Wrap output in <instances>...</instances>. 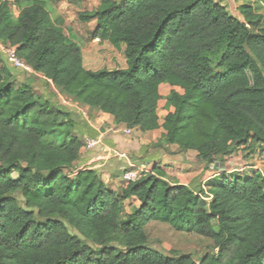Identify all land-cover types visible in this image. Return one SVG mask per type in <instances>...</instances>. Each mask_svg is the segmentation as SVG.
<instances>
[{
	"label": "trees",
	"instance_id": "trees-1",
	"mask_svg": "<svg viewBox=\"0 0 264 264\" xmlns=\"http://www.w3.org/2000/svg\"><path fill=\"white\" fill-rule=\"evenodd\" d=\"M240 13L214 0H99L80 20L124 48L126 68L94 71L44 0H0V44L65 98L140 135L163 129L164 145L197 152L206 170L243 169L264 148V15ZM14 80L0 59V264H264L261 173L224 172L193 190L155 167L114 191L77 168L76 115ZM163 84L179 91L163 96ZM152 222L207 238L216 253L164 256L149 248Z\"/></svg>",
	"mask_w": 264,
	"mask_h": 264
},
{
	"label": "crops",
	"instance_id": "crops-1",
	"mask_svg": "<svg viewBox=\"0 0 264 264\" xmlns=\"http://www.w3.org/2000/svg\"><path fill=\"white\" fill-rule=\"evenodd\" d=\"M220 3L234 17L243 21L240 7L250 5L264 15L262 6L264 0H214ZM45 79L44 77H38ZM45 81H47L45 79ZM51 87L58 92L54 86ZM172 88L167 84L160 87L161 94L168 96ZM82 112L83 120L89 124L87 129L80 125L76 126V135L85 143L89 139L100 138L102 145L94 151L81 150V158L77 163L79 170L94 169L102 174V179L110 189L119 191L125 183L124 173L135 169L145 168L147 172L158 167L166 173L171 185H185L193 190L198 186L205 188L206 183L220 177L224 172L233 174L240 172V166L229 162L225 167L216 166L206 170L204 165L197 163V152L190 151L186 154L180 153L174 146H166L162 142L163 129L140 135L133 131L127 134L126 125L115 123L111 115L105 114L97 109L85 107L78 109ZM167 112L159 110V116L163 121ZM136 134V135H134ZM116 150L125 155L119 158H109L107 153ZM233 164L232 167L230 165Z\"/></svg>",
	"mask_w": 264,
	"mask_h": 264
},
{
	"label": "rangeland",
	"instance_id": "rangeland-1",
	"mask_svg": "<svg viewBox=\"0 0 264 264\" xmlns=\"http://www.w3.org/2000/svg\"><path fill=\"white\" fill-rule=\"evenodd\" d=\"M44 1L52 18V26L60 31L67 41L74 42L80 47L84 65L87 69L96 71L101 69L113 70L126 68L124 48H115L109 43H102L97 41V39L94 40L92 33L95 28V22H83L80 20V13L95 10L99 5V0ZM0 59L12 70L15 76L14 87L19 88L23 84L30 85L43 100H49L54 104L65 107L73 113H77L78 109H84V106L74 99L69 100L59 91L56 92L46 83L45 79L13 68L1 50ZM81 113L75 114L79 120L78 124L83 129H87L89 124L86 120H83ZM127 131H130L127 134H132L133 132L128 128ZM232 166L233 164L230 165V167ZM244 167L248 170L237 172V174L250 175L253 172H258L264 177V148L261 152L258 151L256 154H253ZM146 232L149 238V248L167 257L178 258L180 256L190 255L196 262H200L204 257L216 253L211 240L196 234L176 232L166 224L152 222L147 226Z\"/></svg>",
	"mask_w": 264,
	"mask_h": 264
},
{
	"label": "built area",
	"instance_id": "built-area-1",
	"mask_svg": "<svg viewBox=\"0 0 264 264\" xmlns=\"http://www.w3.org/2000/svg\"><path fill=\"white\" fill-rule=\"evenodd\" d=\"M263 8H264V2L262 4ZM99 41V40H97ZM0 50L2 51V53L5 55L8 63L15 69L17 70H22L30 75H34L37 77H43L40 74L34 72L31 67H29L24 61H22L17 54V49L15 47H11V46H7L4 44H0ZM49 83H51L50 81H48ZM127 133H130V131H127ZM102 145V141L100 138L97 139H89L84 143V150L86 151H94L96 150L98 147H100ZM125 156L123 154H121L120 152L116 151V150H110L107 153V157L109 158H119ZM244 170H248L246 167H244L243 169H240V172L244 171ZM147 172L145 168L141 167L140 169H135L132 171H128L126 173H124L123 175V179L125 182H134L137 181L143 173Z\"/></svg>",
	"mask_w": 264,
	"mask_h": 264
}]
</instances>
